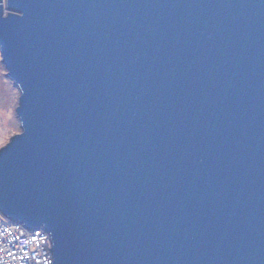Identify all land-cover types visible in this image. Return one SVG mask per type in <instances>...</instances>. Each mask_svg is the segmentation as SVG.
<instances>
[{"label": "water", "instance_id": "95a60500", "mask_svg": "<svg viewBox=\"0 0 264 264\" xmlns=\"http://www.w3.org/2000/svg\"><path fill=\"white\" fill-rule=\"evenodd\" d=\"M0 63L50 264H264V0H0Z\"/></svg>", "mask_w": 264, "mask_h": 264}, {"label": "built area", "instance_id": "2783aa9c", "mask_svg": "<svg viewBox=\"0 0 264 264\" xmlns=\"http://www.w3.org/2000/svg\"><path fill=\"white\" fill-rule=\"evenodd\" d=\"M49 235L39 230H27L17 222L0 215V264H50Z\"/></svg>", "mask_w": 264, "mask_h": 264}, {"label": "rangeland", "instance_id": "374dc122", "mask_svg": "<svg viewBox=\"0 0 264 264\" xmlns=\"http://www.w3.org/2000/svg\"><path fill=\"white\" fill-rule=\"evenodd\" d=\"M18 97V87L6 77L0 63V148L21 130L15 114Z\"/></svg>", "mask_w": 264, "mask_h": 264}]
</instances>
